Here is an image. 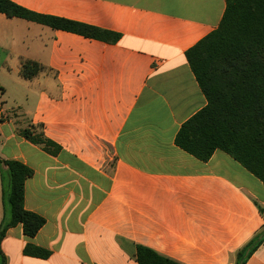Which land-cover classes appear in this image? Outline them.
<instances>
[{
	"label": "crops",
	"instance_id": "obj_1",
	"mask_svg": "<svg viewBox=\"0 0 264 264\" xmlns=\"http://www.w3.org/2000/svg\"><path fill=\"white\" fill-rule=\"evenodd\" d=\"M11 1L121 38L0 13V66L18 91L14 117L0 100V158L34 170L24 207L46 220L33 238L21 224L7 231V264H138L137 245L182 264H235L264 226V185L222 150L203 162L175 144L207 105L186 52L219 27L227 0ZM28 61L43 68L30 79ZM31 126L60 153L22 137ZM28 244L51 256L25 255ZM247 264H264V243Z\"/></svg>",
	"mask_w": 264,
	"mask_h": 264
},
{
	"label": "trees",
	"instance_id": "obj_2",
	"mask_svg": "<svg viewBox=\"0 0 264 264\" xmlns=\"http://www.w3.org/2000/svg\"><path fill=\"white\" fill-rule=\"evenodd\" d=\"M0 13L107 43L121 38L114 32L37 14L11 0H0ZM186 57L207 105L182 125L175 144L203 162L209 161L216 150H222L264 185V0H227L219 27L191 47ZM42 70L37 63L28 61L21 74L30 79ZM4 121L0 116V124ZM36 129L31 126L20 134L49 155H58L62 148ZM4 174H8L10 184L7 198ZM33 175L34 170L27 165L0 158L4 207L0 264H7L1 243L9 229L21 224L24 234L33 238L46 224L44 217L24 207L25 182ZM5 200L10 219H6ZM259 209L264 218V209ZM263 243L264 226L236 252L235 264H247ZM24 253L41 259L51 256L49 250L32 244L26 245ZM136 260L138 264H182L141 245L136 246Z\"/></svg>",
	"mask_w": 264,
	"mask_h": 264
},
{
	"label": "rangeland",
	"instance_id": "obj_3",
	"mask_svg": "<svg viewBox=\"0 0 264 264\" xmlns=\"http://www.w3.org/2000/svg\"><path fill=\"white\" fill-rule=\"evenodd\" d=\"M8 69H9L8 66H4V67L0 66V87L6 86L8 89V92L6 95H3V93L0 91V100L1 102L5 103L4 106L6 110H8V114L14 117L13 110L15 106H17L15 101L18 98V91L16 90L14 83L11 81V77H9L7 73ZM23 127L25 126H20L19 124H17L18 129H23ZM4 175H5L4 190H5V194L7 198L10 192V184L8 180V174H4ZM5 202H6V219H10V208L6 200ZM3 212H4V207H3Z\"/></svg>",
	"mask_w": 264,
	"mask_h": 264
}]
</instances>
